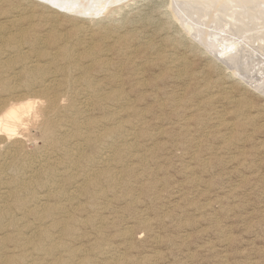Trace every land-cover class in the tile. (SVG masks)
<instances>
[{
	"label": "rangeland",
	"instance_id": "374dc122",
	"mask_svg": "<svg viewBox=\"0 0 264 264\" xmlns=\"http://www.w3.org/2000/svg\"><path fill=\"white\" fill-rule=\"evenodd\" d=\"M39 1L0 0V82L4 83L0 84V114L23 98L41 95L42 88L46 90L49 86V95L57 94L61 107V113L54 117L59 121L52 120V130L59 131V136L56 131L53 138L63 139L71 134L64 144L70 147L62 146L60 139L48 144L35 137L33 143L25 142L21 150L7 148L11 152L4 149L5 154L0 149V164L3 163L0 165V264H14L13 259L18 261L15 264H264V49H250L249 58L245 55L239 63L224 62L222 53L228 54L232 51L229 48L237 47L236 44L243 45L237 48H244L245 44L236 43L241 40L223 34L221 28L217 32L213 25L201 28L203 37L196 31L189 32L171 11L172 2L177 0H122L106 13L101 12L105 2L95 1L100 5L93 2L91 14L74 13V16L70 11L75 8L73 5L64 6V12ZM93 14L97 15L91 17ZM200 23L205 25L204 21ZM23 33L27 34L25 38ZM62 47L69 56L61 55ZM90 52L93 53L88 56ZM31 64L36 65L34 69ZM42 70L44 73L40 74ZM25 71L31 75L26 76ZM41 75L43 80H39ZM54 89L59 90L54 92ZM74 122L79 124L81 135ZM103 128L106 133L109 129L110 133L113 131V135L115 131L122 132L107 142L99 140V145L86 142L87 135L93 138L104 135ZM22 149L26 153L22 154ZM118 151L122 152L119 161L112 158ZM79 154L81 158L77 157ZM107 154L112 158L109 164L102 159ZM10 155H15L13 161ZM77 159L79 165H73ZM72 165L75 170L71 169ZM69 173H74L72 178ZM106 174L117 177L109 182ZM89 178H96L97 185L85 192ZM39 180L45 181V185ZM96 191L101 196L94 194Z\"/></svg>",
	"mask_w": 264,
	"mask_h": 264
},
{
	"label": "bare ground",
	"instance_id": "6f19581e",
	"mask_svg": "<svg viewBox=\"0 0 264 264\" xmlns=\"http://www.w3.org/2000/svg\"><path fill=\"white\" fill-rule=\"evenodd\" d=\"M38 1V0H37ZM41 2H43V3H46L47 5H52V6H55V8H58V10L59 9H61V10H59V11H62V9H64L63 7L64 6H67V5H73L74 7V9L73 10H70L71 12H73V16H74V13H76V14H80V15H87V14H89L88 12H90V14L92 13V11L94 10V9H92V6H93V2H95V1H103V2H105V5H103V7H102V9H101V12L102 13H106L108 10H110V7L111 6H113V4H115V3H119L120 1H122V0H75L74 2H72V0H40ZM39 1V2H40ZM124 1V0H123ZM133 1V0H132ZM25 2V1H24ZM172 1H170V3H171ZM93 3V4H92ZM97 2H95V4H96ZM101 3V2H100ZM33 5V4H32ZM98 5H100L99 3H97V6ZM122 4H119V6H121ZM48 7V6H47ZM51 7V6H50ZM49 8V7H48ZM52 8V7H51ZM70 8H71V6H70ZM69 8V9H70ZM95 8H96V6H95ZM124 8V7H123ZM168 8V7H167ZM171 8H172V13L174 14V16H175V18H177L180 22L182 21V26H183V24H185L186 25V27L189 29V32H192V31H196L199 35H200V37H201V35H202V37L204 36L202 33L203 32H200L202 29L201 28H203L204 27V29H205V27H208L207 25H213V27L217 30V32H219L218 30H219V28H221V30H223L225 33H223V34H229V35H231V37L234 39V38H238V39H240L241 41H237V39H236V43H242V44H245L244 45V48H237L239 45H241V44H236L234 41H233V43H235L236 44V46L237 47H231V48H229V49H231L232 51H230L228 54H227V51H225L224 53H222L223 55H224V59H223V61L224 62H226L225 60H227V61H229V62H234V61H236V62H242V60L245 58V55H247L246 57H248V52H249V50L251 49V50H255L256 49V47H259V50H261V49H264V0H177V1H174V2H172V4H171ZM121 9V8H120ZM75 10V11H74ZM66 10L64 9V12H65ZM70 11H67V12H70ZM99 11V10H98ZM119 11V10H118ZM46 12V11H45ZM54 12H55V10H54ZM67 12H66V14H67ZM70 12V13H71ZM96 12H97V9H96ZM169 12V11H168ZM31 13V12H30ZM52 13V12H51ZM101 13V14H102ZM48 15V14H47ZM50 15V14H49ZM97 14H93L92 16L91 15H88V16H91V17H93V16H96ZM107 15V14H106ZM111 15V14H110ZM172 16V15H171ZM56 17V16H55ZM77 17V16H76ZM80 17V16H79ZM90 17V18H91ZM14 18H15V16H14ZM89 18V17H88ZM89 18V19H90ZM87 19V18H86ZM92 19V18H91ZM95 19V18H94ZM12 20H14V19H12ZM95 21V20H94ZM202 22V21H204L205 22V25H201L202 23H200V25L202 26H200L199 25V22ZM96 22V21H95ZM94 22V23H95ZM100 22V21H99ZM177 22V21H176ZM204 24V23H203ZM30 25V24H29ZM54 27V26H53ZM120 27V26H119ZM181 27V26H180ZM185 27V26H184ZM210 27V26H209ZM213 27L211 26L210 28V30L212 31V29H213ZM84 28V27H83ZM67 29V28H66ZM181 29H183V27H181ZM188 29H184L185 30V32H188V31H186V30H188ZM207 29V31H208V28H206ZM215 29H213L214 30V32L216 33V31H215ZM134 30V29H133ZM209 30V31H210ZM25 31V30H24ZM65 31V30H64ZM208 31V32H209ZM210 31V32H211ZM75 32V31H74ZM112 32V31H111ZM206 32V30H204V33ZM208 32H206V33H208ZM213 32V31H212ZM211 32V33H212ZM197 33H195L196 35H197ZM49 34V33H48ZM57 34V33H56ZM209 34V33H208ZM220 34H221V32H220ZM219 34V36L218 37H220L221 35ZM152 35V34H151ZM207 35V34H206ZM211 35V34H210ZM218 35V34H217ZM227 35H225V40H226V36ZM3 36V35H2ZM19 36V35H18ZM21 36V35H20ZM25 36H27V34L26 33H23V35H22V37L23 38H25ZM112 36V35H111ZM190 36V35H189ZM188 36V37H189ZM209 36V35H208ZM212 36H213V34H212ZM223 36V35H222ZM222 36L220 37V38H222ZM12 37V36H11ZM44 37V36H43ZM193 37V35L191 36V38ZM211 37V36H210ZM232 38H230V39H232ZM9 39H10V37H9ZM8 39V40H9ZM103 39V38H102ZM189 39H190V37H189ZM188 39V40H189ZM210 39V38H209ZM216 39H219V38H216ZM1 40V39H0ZM35 40H37V39H35ZM42 40V39H41ZM198 40V39H197ZM3 41V40H2ZM43 41V40H42ZM108 41V40H107ZM139 41H141V40H139ZM227 41V40H226ZM229 41V40H228ZM45 42V41H44ZM66 42V41H65ZM75 41H73V43H74ZM106 42V41H105ZM216 42H217V40H216ZM1 43V42H0ZM36 43V42H35ZM42 43V42H41ZM71 43V42H70ZM140 43V42H139ZM146 43V42H145ZM220 43V42H219ZM222 43V42H221ZM220 43V44H221ZM227 43V42H226ZM229 43V42H228ZM231 43V42H230ZM43 44V43H42ZM65 44V43H64ZM75 44V43H74ZM184 44V43H183ZM223 44V43H222ZM221 44V45H222ZM67 45V44H66ZM87 45H88V43H87ZM231 45H233V44H230L229 46H231ZM37 46V45H36ZM68 46V45H67ZM66 46V47H67ZM137 46V45H136ZM146 46V45H145ZM241 46H243V45H241ZM26 47V46H25ZM40 47H42V46H40ZM44 47H45V45H44ZM90 47V46H89ZM223 47V46H222ZM14 48H15V46H14ZM58 48V47H57ZM68 48V47H67ZM70 48V47H69ZM68 48V49H69ZM228 48V47H227ZM21 49H23V48H21ZM72 49V48H71ZM70 49V50H71ZM74 49V48H73ZM92 49H93V47H92ZM106 49V48H105ZM143 49V48H142ZM40 50H42V49H40ZM61 50H64L63 52H62V56H69V52H68V50L64 47H62V49ZM85 50V49H84ZM217 50H219V49H217ZM224 50V49H223ZM15 51H16V49H15ZM34 51V50H33ZM90 51V50H89ZM220 51V50H219ZM229 51V50H228ZM255 51H257V50H255ZM255 51H253V52H255ZM16 52H18V51H16ZM46 52V51H45ZM55 52V51H54ZM72 52V51H71ZM88 52V51H87ZM218 52V51H217ZM251 52V51H250ZM249 52V54H251ZM261 52V51H260ZM259 52V54H261ZM19 53V52H18ZM51 53V52H50ZM72 53H74V52H72ZM78 53V52H77ZM93 53V52H92ZM92 53L90 52V54H88V56H90V55H92ZM100 53V52H99ZM256 53V52H255ZM105 54V53H104ZM149 54V53H148ZM172 54V53H171ZM254 53H252V55H253ZM258 54V55H259ZM11 55V54H10ZM53 55H55L54 53H53ZM101 55V54H100ZM209 55V54H208ZM251 55V56H252ZM263 55V54H262ZM19 56V55H18ZM21 56V55H20ZM49 56H51V54H49ZM48 56V57H49ZM75 56V55H74ZM78 56V55H77ZM173 56V55H172ZM176 56V55H175ZM215 56V55H214ZM217 56V55H216ZM257 56V55H256ZM260 56V55H259ZM5 57V56H4ZM3 57V58H4ZM12 57V56H11ZM73 57V56H72ZM79 57V56H78ZM149 57V56H148ZM181 57V56H180ZM180 57H178V58H180ZM252 57H254L255 58V56H252ZM8 58V57H7ZM37 58V57H36ZM70 58H71V54H70ZM102 58H105V57H102ZM107 58V57H106ZM105 58V59H106ZM177 58V57H176ZM249 58V57H248ZM248 58H246V59H248ZM251 58V57H250ZM261 58H262V56H261ZM25 59H29V56L28 55H25ZM49 59H51V58H49ZM54 59V58H53ZM53 59H51V60H53ZM107 59H109V58H107ZM252 59V58H251ZM258 59V58H257ZM7 60V59H6ZM13 60V59H12ZM37 60V59H36ZM54 60H56V59H54ZM69 59L67 58V60H66V62L68 61ZM77 60V59H76ZM76 60H74V61H76ZM175 60V59H174ZM258 60H260V59H258ZM21 61V60H20ZM35 61V60H34ZM245 61V60H244ZM247 61V60H246ZM262 61V60H261ZM26 62H28L27 60H26ZM77 62V61H76ZM154 62V61H153ZM175 62V61H174ZM223 62V63H224ZM236 62H235V64H236ZM256 62V61H255ZM258 62V61H257ZM262 62H264V61H262ZM4 62H2L1 63V66H2V64H3ZM9 63V62H8ZM11 63V62H10ZM9 63V64H10ZM43 63V62H42ZM42 63H41V65H42ZM47 63V62H46ZM45 63V64H46ZM68 63V62H67ZM66 63V64H67ZM108 63H109V61H108ZM245 63V62H244ZM244 63H242V66H243V64ZM248 63V65H249V62H247ZM25 64V63H24ZM27 64V63H26ZM49 64H50V62H49ZM90 64V63H89ZM172 64V63H171ZM229 64V63H228ZM4 65V64H3ZM5 65H6V63H5ZM30 65V64H29ZM29 65H28V67H29ZM37 65H39V64H37ZM41 65H39V66H41ZM69 65V64H68ZM75 65V64H74ZM163 65V64H162ZM224 65V64H223ZM226 65V64H225ZM240 65H241V63H240ZM7 66V65H6ZM11 66V65H10ZM26 66V65H25ZM31 66L33 67V69H34V66H36V65H34L33 66V64H31ZM43 66V65H42ZM49 66V65H48ZM47 66V67H48ZM79 66V65H78ZM167 66V65H166ZM165 66V67H166ZM177 66V65H176ZM236 66V65H235ZM246 66H247V64H246ZM9 67V66H8ZM19 67V66H18ZM38 67V66H37ZM47 67L45 68V69H47ZM69 67H71V66H69ZM170 67V66H169ZM175 67V66H174ZM225 67H227V66H225ZM230 67V66H229ZM16 68H17V66H16ZM30 68V67H29ZM42 68V67H41ZM58 68V67H57ZM63 68V66L61 67V69ZM73 68V67H72ZM75 68V67H74ZM228 68V67H227ZM226 68V69H227ZM232 67H230V69H231ZM237 68V67H236ZM240 68H242V67H240ZM247 68V67H246ZM253 68V67H252ZM6 69V68H5ZM25 69V68H24ZM32 69V68H31ZM44 69V68H43ZM51 69V68H50ZM56 69V68H55ZM59 69V68H58ZM64 69V68H63ZM77 69H79L80 70V67L79 68H77ZM174 69V68H173ZM176 69V68H175ZM4 70V69H3ZM26 70H27V67H26ZM29 70V69H28ZM39 70V69H38ZM70 70V69H69ZM176 70H179V68L178 69H176ZM236 70V69H235ZM235 70H233V71H235ZM244 70V69H243ZM248 70V69H247ZM20 71H22V70H20ZM33 71V70H32ZM239 71V70H238ZM1 72V71H0ZM26 72V71H25ZM34 72V71H33ZM36 72V71H35ZM47 72V71H46ZM45 72V73H46ZM63 72V71H62ZM88 72V71H87ZM236 72V71H235ZM7 72H5V74H6ZM18 73V72H17ZM23 73V72H22ZM44 72H43V70H42V72H40V74H43ZM49 73H51V72H49ZM68 73H69V71H68ZM71 73V72H70ZM69 73V74H70ZM140 73H141V71H140ZM234 73V72H233ZM239 73H241V71L239 72ZM238 73V74H239ZM14 74H16L15 72H14ZM20 74H21V72H20ZM26 74V76H29V75H31L30 74V72H26L25 73ZM54 74H55V71H54ZM68 74V75H69ZM80 74V73H79ZM178 74V73H177ZM236 74V73H235ZM242 74V73H241ZM1 76H2V74H0ZM7 75V74H6ZM18 75V74H17ZM16 75V76H17ZM39 75V74H38ZM51 75H53V74H51ZM246 75H247V73H246ZM8 76V75H7ZM47 76H49V75H47ZM76 76V75H75ZM121 76V75H120ZM237 76V75H236ZM248 76H250V75H248ZM4 77H6V76H4ZM36 77V76H35ZM34 77V78H35ZM41 77H42V75H41ZM53 77H55V76H53ZM87 77H89V76H87ZM201 77V76H200ZM241 77V76H240ZM239 77V78H240ZM11 78V77H10ZM17 78H19V76L17 77ZM242 79L243 78H245L244 76L243 77H241ZM240 78V79H241ZM263 78V77H262ZM2 79V78H1ZM12 79H13V77H12ZM32 79V78H31ZM44 79H46V78H44ZM67 79V78H66ZM80 79V78H79ZM86 79V78H85ZM239 79V80H240ZM248 79H249V77H248ZM3 80L4 79H2V82H3ZM7 80V79H6ZM39 80H43V77L42 78H40ZM55 80H57V78L55 79ZM72 80V79H71ZM28 81V80H27ZM30 81V80H29ZM62 81V80H61ZM60 81V82H61ZM67 81H68V79H67ZM120 81V80H119ZM146 81V80H145ZM242 81V80H241ZM250 81H252V80H250ZM249 81V82H250ZM7 81H5V84H9L8 82L6 83ZM9 82H11V81H9ZM24 82V81H23ZM49 82H50V80H49ZM86 82H88V81H86ZM144 82V81H143ZM245 82H247L248 83V81H246L245 80ZM40 83H42V82H40ZM59 83V82H58ZM75 83V82H74ZM256 83V82H255ZM0 84H4V83H1L0 82ZM13 84V83H12ZM14 84H16V83H14ZM13 84V85H14ZM53 84H55V83H53ZM64 84V83H63ZM66 84V83H65ZM38 85V84H37ZM48 85V84H47ZM51 85V84H50ZM70 85V84H69ZM252 85V84H251ZM261 85H263V84H261ZM5 86V85H4ZM7 86V85H6ZM5 86V87H6ZM34 86V85H33ZM46 85H43V87H45ZM58 86H59V84H58ZM57 86V87H58ZM71 86V85H70ZM70 86H67L68 88L70 87ZM81 86V85H80ZM187 86V85H186ZM253 86H256V85H253ZM257 86H259V85H257ZM13 87V86H12ZM15 87V86H14ZM41 87V86H40ZM48 87L49 86H46L45 88H47L46 90L44 89L43 90V88H42V90H41V95L40 94H38V96L36 97V96H34V95H36V94H34L33 95V93H32V95L34 96V98H29V99H24L23 98V100H20L19 98V100L20 101H18L17 103H14V104H11V105H9V106H7L6 108H4L3 109V112H2V114H0V149L1 150H4V149H9V148H14L15 150H18V149H20L21 150V148H22V146H23V144L25 143V142H27V141H29V140H31L30 142H32V140L33 139H36V138H40V139H42L45 143H48V144H52V143H55L56 141H58L59 139V142L61 143V145L63 146L64 144H66L65 142L67 141V139H68V137L71 135H68L67 136V138H63V139H61V138H59L58 136H59V134H58V132L59 131H57V133L56 134H58V136L57 135H55V136H57L55 139L53 138L54 137V134H55V132L52 130V127L54 128V126H52L51 124L53 123V122H56V120L55 119H58V118H55L54 119V117L58 114V113H61V112H59V108H61L60 107V103H59V99L58 98H56V95H53L52 94V96L51 95H49V93H48ZM65 87H66V85H65ZM66 87V88H67ZM72 87V86H71ZM17 88V87H16ZM54 88V87H53ZM63 88V87H62ZM87 88V87H86ZM123 88V87H122ZM255 88V87H254ZM4 89V88H3ZM9 89H11L10 87H9ZM13 89V88H12ZM19 89V88H18ZM32 89V88H31ZM57 89V88H56ZM56 89H54V92L56 91ZM82 89H83V87H82ZM84 89H85V87H84ZM111 89H113V88H111ZM258 89H259V87H258ZM262 89V88H261ZM6 90H8V89H6ZM6 90L4 91L5 93H7L6 92ZM14 90V89H13ZM40 90V89H39ZM59 90V89H58ZM58 90L56 91V92H58ZM66 90V89H65ZM18 91V90H17ZM36 92H39V91H37V90H35ZM51 92H52V88H51V90H50ZM79 91V90H78ZM90 91V90H89ZM92 91V90H91ZM10 92V91H9ZM14 92V91H13ZM65 92V91H64ZM63 91H62V94L64 93ZM77 92V91H76ZM117 92V91H116ZM264 92V91H263ZM262 92V93H263ZM72 93V92H71ZM91 93V92H90ZM100 93V92H99ZM98 92H97V94L98 95H100ZM206 93H208V92H206ZM259 93V92H258ZM21 94V93H20ZM51 94V93H50ZM61 94V95H62ZM66 94V93H65ZM64 94V95H65ZM67 94H68V92H67ZM66 94V95H67ZM95 94V93H94ZM118 95H119V93H117ZM214 94V93H213ZM24 95L25 94H23V97H24ZM27 95V94H26ZM31 95V94H30ZM40 95V96H39ZM77 95H79V94H77ZM88 95H89V93H88ZM215 95V94H214ZM55 96V97H54ZM60 96V95H59ZM68 96V95H67ZM69 96H71V94L69 95ZM74 96V95H73ZM82 96V95H81ZM97 96V95H96ZM106 96H108V94L106 95ZM15 97V96H14ZM19 97V96H18ZM64 97V96H63ZM66 97V96H65ZM114 97V96H113ZM118 97V96H117ZM129 97V96H128ZM212 97V96H211ZM6 98V97H5ZM89 98V97H88ZM131 98V97H130ZM14 98L12 97V100H13ZM17 99V98H16ZM69 99V98H68ZM72 99V98H71ZM71 99H69V100H71ZM6 100V99H5ZM8 100H9V98H8ZM75 100V99H74ZM85 100V99H84ZM116 100V99H115ZM14 101V100H13ZM13 101H12V103H13ZM72 101V100H71ZM4 101L2 100V103H3ZM15 102V101H14ZM75 103H76V100L74 101ZM86 102V101H85ZM125 102V101H124ZM1 103V105H3V104H5L6 103V101H5V103H3L2 104ZM77 104V103H76ZM126 104H127V102H126ZM69 105V104H68ZM86 105H87V102H86ZM124 105V104H123ZM109 106V105H108ZM62 107H64V106H62ZM75 107V106H74ZM73 107V108H74ZM102 107V106H101ZM1 108H3V107H1ZM68 108V107H67ZM71 108V107H70ZM72 108V109H73ZM77 108V107H76ZM79 108V107H78ZM105 108V107H104ZM80 109V108H79ZM85 109H89V108H85ZM121 109H122V107H121ZM62 110V109H61ZM77 110V109H76ZM113 110V109H112ZM2 111V110H1ZM0 111V112H1ZM63 111V110H62ZM65 111H67V110H65ZM81 111V110H80ZM83 111V110H82ZM111 111V110H110ZM118 111H120V109L118 110ZM71 112H73L72 110H71ZM89 112V111H88ZM126 112V111H125ZM67 113V112H66ZM95 113V112H94ZM107 113H109V112H107ZM117 113V112H116ZM72 114V113H71ZM70 113H69V116L71 115ZM82 114V113H81ZM96 114V113H95ZM94 114V115H95ZM60 115V114H59ZM87 115V114H86ZM93 115V114H92ZM108 115H110V114H108ZM116 115V114H115ZM62 116V115H61ZM79 116H80V114H79ZM96 116V115H95ZM186 116V115H185ZM59 117V116H58ZM64 117V116H63ZM63 117H61V118H63ZM66 117V116H65ZM64 117V118H65ZM107 117V116H106ZM109 117H111L112 118V116H109ZM68 117H66V119H67ZM70 118V117H69ZM127 118V117H126ZM142 118V117H141ZM65 119V120H66ZM113 119V118H112ZM115 119V118H114ZM52 120H53V122H52ZM88 120V119H87ZM104 120V119H103ZM109 120V119H108ZM117 120V119H116ZM58 121H59V119H58ZM89 121V120H88ZM90 121H92V120H90ZM94 121H95V119H94ZM102 121V120H101ZM106 122H108L107 120H105ZM113 121H115V120H113ZM67 122V121H66ZM76 122V121H75ZM74 122V123H75ZM78 122H80V121H78ZM83 122H85V120L83 121ZM96 122V121H95ZM104 122V121H103ZM116 122V121H115ZM114 122V123H115ZM117 122H118V120H117ZM184 122V121H183ZM62 123V122H61ZM70 123H71V121H70ZM88 123V122H87ZM91 123V122H90ZM98 123V122H97ZM120 123H121V121H120ZM129 123V122H128ZM55 124V123H54ZM59 124V123H58ZM67 124V123H66ZM81 124V123H80ZM113 124V123H112ZM123 124V123H122ZM224 124V123H223ZM233 124V123H232ZM69 125V124H68ZM75 125V127H77L76 128V130H77V132H78V130L79 129H81L80 127H79V124L78 123H75L74 124ZM82 125H83V123H82ZM91 125H92V123H91ZM97 125V124H96ZM99 125V124H98ZM97 125V126H98ZM105 125V124H104ZM107 125V124H106ZM115 125V124H114ZM133 125V124H132ZM59 126H60V124H59ZM66 126V125H65ZM64 126V127H65ZM90 126V125H89ZM89 126H87V128L89 127ZM95 126V125H94ZM101 126H102V124H101ZM118 126V125H117ZM120 126V125H119ZM122 126H125V125H122ZM229 126V125H228ZM227 126V127H228ZM57 127V126H56ZM67 127H69V126H67ZM86 127V126H85ZM96 127V126H95ZM99 127V126H98ZM104 127V126H103ZM109 127V126H108ZM115 127V126H114ZM121 127V126H120ZM120 127H118V129H120ZM230 127V126H229ZM59 128V127H58ZM90 128H92V127H90ZM105 128V127H104ZM103 128V129H104ZM116 128V127H115ZM115 128H113V129H115ZM134 128V127H133ZM62 129H63V127H62ZM73 129H75V128H73ZM83 129H84V127H83ZM86 129V128H85ZM94 129H96V128H94ZM98 129V128H97ZM99 129H102V128H99ZM106 129V128H105ZM105 129H104V132H105ZM107 129H109V128H107ZM117 129V128H116ZM123 128H121L120 130H122ZM230 129V128H229ZM72 130V129H71ZM87 130V129H86ZM91 130H93V129H91ZM90 130V131H91ZM126 130V129H125ZM147 130H148V128H147ZM209 130V129H208ZM66 131V130H65ZM64 131V133H66ZM80 131V130H79ZM87 131H89V130H87ZM94 131V130H93ZM97 131V130H96ZM109 131V133H106L107 135H105V133H104V135H96V137L98 136V138H93L91 135H87V137L85 136V140H86V142H88V143H93V142H97L98 143V145L99 144H101V142L99 143L98 141L99 140H104V142L107 140V139H109L110 137H112V136H116L118 133H120L121 134V132L122 131H119V132H117L116 133V131H115V135H113V133L111 132L110 133V129L108 130ZM128 131V130H127ZM126 131V132H127ZM143 131V130H142ZM149 131V130H148ZM147 131V132H148ZM228 131V130H227ZM60 132H62L61 130H60ZM71 132V131H70ZM76 131H74V133H75ZM81 132L82 131H80V135H81ZM124 132V131H123ZM132 132H134V131H132ZM63 133V132H62ZM73 133V134H74ZM128 133V132H127ZM146 133V132H145ZM151 132H149V134H150ZM67 134H69V131H68V133ZM78 135H79V133H77ZM83 134H85V133H83ZM87 134V133H86ZM90 134V133H89ZM97 134V133H96ZM111 134V136H109ZM124 134V133H123ZM137 134V133H136ZM154 134V133H153ZM80 135H79V137H80ZM93 135V134H92ZM132 135V134H131ZM155 135V134H154ZM63 136V135H62ZM75 136H76V134H75ZM84 136H82V137H84ZM109 136V137H108ZM135 136V135H134ZM36 137V138H35ZM81 137V138H82ZM92 137V138H91ZM107 137V138H106ZM118 137V136H117ZM124 137V135H122V138ZM130 137V136H129ZM72 138H74V135H73V137ZM76 138V137H75ZM78 138V137H77ZM104 138V139H103ZM106 138V139H105ZM130 138H133V137H130ZM129 138V139H130ZM84 139V138H83ZM82 139V140H83ZM118 139H119V137H118ZM148 139V138H147ZM77 140H79V139H77ZM81 140V139H80ZM155 140V139H154ZM76 141V140H75ZM84 141V140H83ZM132 141V140H131ZM156 141H158V140H156ZM156 141H154V142H156ZM198 141V140H197ZM30 142H28V143H30ZM39 142V141H38ZM69 142V141H68ZM67 142V143H68ZM107 142V141H106ZM134 142H136V141H134ZM33 143V142H32ZM35 143V142H34ZM41 143V142H40ZM71 143V142H70ZM88 143H86L88 146H89V144ZM96 143V144H97ZM103 143V142H102ZM115 143V142H114ZM133 143V142H132ZM132 143H130V144H132ZM157 143V142H156ZM69 144V143H68ZM77 144V143H76ZM80 144V143H79ZM81 144H83V143H81ZM86 144L84 145V146H86ZM95 144V145H96ZM107 144V143H106ZM135 144V143H134ZM162 144V143H161ZM59 145V144H58ZM98 145H96V146H98ZM112 145V144H111ZM177 145V144H176ZM27 146V145H26ZM25 146V147H26ZM38 146V145H37ZM43 146V145H42ZM47 146H49V145H47ZM65 146V145H64ZM67 146H69V145H66L65 147H67ZM73 146V145H72ZM75 146V145H74ZM81 146V145H80ZM105 146H107V145H105ZM137 146V145H136ZM39 147V146H38ZM54 147V146H53ZM70 147V146H69ZM78 147V146H77ZM94 147V146H93ZM132 147V146H131ZM45 148V147H44ZM48 148V147H47ZM51 148V147H50ZM80 148V147H79ZM82 148V147H81ZM80 148V149H81ZM108 148H110L109 146H108ZM134 148V147H133ZM8 149H7V151H8ZM34 149V148H33ZM41 149V148H40ZM39 149V150H40ZM52 149V148H51ZM60 149L61 150H63L61 147H60ZM71 149V148H70ZM73 150H74V148H72ZM83 149V148H82ZM86 149V148H85ZM19 150V151H20ZM43 150V149H42ZM47 150H49V149H47ZM64 150H66V149H64ZM63 150V151H64ZM72 150V151H73ZM77 150H79V149H77ZM84 150V149H83ZM98 150V149H97ZM104 150V149H103ZM112 150H113V148H112ZM112 150H108L109 152L110 151H112ZM136 150V149H135ZM170 150V149H169ZM10 151V150H9ZM8 151V152H9ZM12 151H14V150H12ZM22 151H23V149H22ZM35 151H37V150H35ZM44 151H45V149H44ZM53 151H56V150H53ZM59 151V150H58ZM69 151V150H68ZM101 151V150H100ZM99 151V152H100ZM165 151V150H164ZM4 152H5V154H6V150H4ZM11 152V151H10ZM15 152V151H14ZM29 152V151H28ZM41 152V151H40ZM39 152V154L38 155H40L41 153ZM74 152V151H73ZM76 153H77V151H75ZM80 152V151H79ZM114 152V151H113ZM115 152H116V150H115ZM114 152V153H115ZM125 152H127V151H125ZM136 152V151H135ZM153 152V151H152ZM163 152V151H162ZM167 152V151H166ZM196 152V151H195ZM24 153H26V152H22V154H24ZM61 153V152H60ZM60 153H58V154H60ZM70 151L68 152V154L70 155ZM75 153V154H76ZM105 153V152H104ZM112 153V152H111ZM8 154H14V153H8ZM7 154V155H8ZM20 154H21V152H20ZM19 154V157L21 156ZM33 154V153H32ZM43 154V153H42ZM41 154V155H42ZM45 154V153H44ZM53 154V153H52ZM65 154H67V152L65 153ZM80 154H82V153H80ZM79 154V156H77L78 158H81V155ZM106 154V153H105ZM196 154V153H195ZM198 154V153H197ZM18 155V154H17ZM54 155H55V153H54ZM88 155V154H87ZM100 155V154H99ZM104 155V154H103ZM114 155V157H112V158H114V160H118L119 161V158H121L122 156V152L120 153L119 151L116 153V154H113ZM141 155H143L142 153H141ZM2 156V155H1ZM6 156V155H5ZM4 156V157H5ZM11 156V155H10ZM13 156H15V155H13ZM13 156H11V160L12 159H14V158H12ZM24 156V155H23ZM37 156V155H36ZM43 156V155H42ZM61 156V155H60ZM65 156V155H64ZM63 156V157H64ZM90 156H91V154H90ZM125 156H127L126 154H125ZM131 156V155H130ZM130 156L128 155V157L130 158ZM7 157V159L9 160V158H8V156H6ZM5 157V158H6ZM18 157V156H17ZM18 157V158H19ZM31 157H33V155H31ZM53 157V156H52ZM55 157H57V156H55ZM71 157V156H70ZM89 157V156H88ZM132 157V156H131ZM21 158H22V156H21ZM65 158V157H64ZM63 158V159H64ZM67 158V157H66ZM75 158V157H74ZM93 158V157H92ZM100 158H101V156H100ZM112 158H111V156H109L108 154L106 155V156H103V160H104V162H106V163H111L112 162ZM118 158V159H117ZM146 158V157H145ZM190 158V157H189ZM188 158V159H189ZM192 158V157H191ZM2 159V158H1ZM17 158H15V160H16ZM23 159V158H22ZM40 159H42V158H40ZM84 159V158H83ZM82 159V160H83ZM128 159V158H127ZM144 159V158H143ZM196 159V158H195ZM26 160V159H25ZM35 160V159H34ZM45 159H43V161H44ZM49 160V159H48ZM54 160V159H53ZM57 160V159H56ZM66 160V159H65ZM90 160V159H89ZM4 161H5V159H4ZM3 161V162H4ZM13 161V160H12ZM17 161V160H16ZM30 161H32L31 159H30ZM29 161V162H30ZM36 161H38L37 160V158H36ZM42 161V162H43ZM61 161V160H60ZM84 161H85V159H84ZM84 161H82V162H84ZM95 161H97V160H95ZM126 161V160H125ZM1 162V161H0ZM8 162V161H7ZM6 162V163H7ZM46 162V161H45ZM55 162V161H54ZM78 159L76 160V161H73V165H79L78 164ZM87 162V161H86ZM90 162H91V160H90ZM89 162V163H90ZM114 162V161H113ZM121 162V161H120ZM119 162V163H120ZM5 163V162H4ZM8 163H10V162H8ZM13 163V162H12ZM18 163H19V161H18ZM17 163V164H18ZM28 163V162H27ZM38 163V162H37ZM63 163H64V161H63ZM67 163V162H66ZM71 163V162H70ZM69 163V164H70ZM88 163V162H87ZM87 163H85V164H87ZM93 163H96V162H94L93 161ZM101 163V162H100ZM121 163H124L123 161L121 162ZM1 164H3V163H1ZM0 164V165H1ZM11 164V163H10ZM9 164V165H10ZM15 164V163H14ZM24 164V163H23ZM31 164V163H30ZM47 164H50V163H47ZM56 164V163H55ZM57 164H59L58 162H57ZM68 164V163H67ZM72 164V163H71ZM92 164V163H91ZM133 164V163H132ZM8 164H7V166H9ZM16 165V164H15ZM15 165H14V168H16L15 167ZM33 165V164H32ZM36 165V164H35ZM44 165H46V164H44ZM60 165V164H59ZM73 165L72 166H70L71 167V169L73 168ZM82 164H80V166H81ZM107 165V164H106ZM112 165V164H111ZM113 165H117V163L116 164H113ZM189 165V164H188ZM187 165V166H188ZM43 166V165H42ZM50 166H51V164H50ZM55 166V165H54ZM79 166V167H80ZM82 166H84V165H82ZM87 166V165H86ZM85 166V167H86ZM89 167H90V165H88ZM93 166V165H92ZM125 166V165H124ZM10 167V166H9ZM8 167V168H9ZM24 167H26V166H24ZM29 167V166H28ZM35 167V166H34ZM33 167V168H34ZM45 167V166H44ZM47 167H49V165L47 166ZM52 167V166H51ZM50 167V168H51ZM75 167V166H74ZM107 167V166H106ZM205 167V166H204ZM30 169L32 168L31 166L29 167ZM40 168H41V166H40ZM59 169H61L60 168V166L58 167ZM76 168V167H75ZM84 168V167H83ZM104 168V167H103ZM119 168V167H118ZM191 168V167H190ZM5 169V168H4ZM26 169V168H25ZM39 169V168H38ZM38 169H37V171H38ZM45 169V168H44ZM57 169V168H56ZM70 169V170H71ZM74 169V168H73ZM72 169V170H73ZM120 169H121V167H120ZM41 170V169H40ZM52 170V169H51ZM54 170V169H53ZM66 170H67V168H66ZM75 170V169H74ZM79 170V169H78ZM111 169H109V171H110ZM112 170H113V168H112ZM5 171V170H4ZM12 171V170H11ZM31 171V170H30ZM65 171V170H64ZM89 171V170H88ZM108 171V172H109ZM116 171V170H115ZM7 172V171H6ZM56 172V171H55ZM114 172V171H113ZM9 173V172H8ZM23 173H24V171H23ZM39 173V172H38ZM38 173H37V175H38ZM41 173V172H40ZM47 173V172H46ZM45 173V170H44V174H46ZM48 173H49V171H48ZM54 173V172H53ZM57 173V172H56ZM64 174L65 173H67V171L66 172H63ZM71 173V172H70ZM69 173V174H70ZM74 173H76V172H74ZM73 173V174H74ZM99 173V172H98ZM97 173V174H98ZM34 174H36L35 173V171H34ZM33 174V175H34ZM43 174V173H42ZM52 173L50 172V175H51ZM64 174H62L61 173V175H64ZM72 174V175H73ZM85 174H86V172H85ZM100 174V173H99ZM120 174V173H119ZM193 174V173H192ZM15 175V174H14ZM47 175V174H46ZM46 175L44 176V175H42V176H44V178L46 177ZM52 175H54V174H52ZM57 175V174H56ZM60 175V174H59ZM71 175V174H70ZM72 175H71V178H72ZM89 175V174H88ZM87 175V176H88ZM91 175H93V174H91ZM27 176H31V175H27ZM48 176H49V174H48ZM65 176V175H64ZM63 176V177H64ZM75 176H76V174H75ZM78 176V175H77ZM76 176V177H77ZM84 176V175H83ZM82 176V177H83ZM87 176H86V178H87ZM94 176H95V174H94ZM98 176V175H97ZM26 177V176H25ZM38 177V176H37ZM55 177V179L58 177H56L55 175L53 176V178ZM60 177V176H59ZM66 177V176H65ZM74 177V176H73ZM85 177V176H84ZM115 177H117L116 175L114 176L113 174H106L105 175V178L107 179V180H109V182H113L114 181V178ZM119 177V176H118ZM17 178V177H16ZM15 178V179H16ZM20 178H22V176L20 177ZM20 178H18V179H20ZM50 178V177H49ZM61 179H62V177H60ZM78 178H79V176H78ZM103 178V175H102V177H101V179ZM104 178V179H105ZM120 178V177H119ZM14 179V178H13ZM57 179H59V178H57ZM65 179V178H64ZM67 179V178H66ZM80 179V178H79ZM83 179V178H82ZM33 180V179H32ZM48 180H50V179H48ZM54 180V179H53ZM60 180V179H59ZM59 180H57V181H59ZM85 180V179H84ZM89 180V183H88V187L85 189L84 188V191L85 192H88L89 191V189L90 188H92L93 186H95V185H97L96 183H97V179L96 178H89L88 179ZM11 181H12V179H11ZM14 181V180H13ZM39 181H41V180H39ZM51 181V180H50ZM49 181V182H50ZM72 181V180H71ZM70 181V182H71ZM75 181V180H74ZM76 181H78V180H76ZM75 181V182H76ZM80 181V180H79ZM10 182V181H9ZM16 182H18V181H16ZM15 182V183H16ZM25 182V180L23 181V183ZM34 182H37V180H35ZM41 182H43V181H41ZM45 182V181H44ZM43 182V183H44ZM47 182V181H46ZM63 182V181H62ZM66 182H68V181H66ZM70 182H68V183H70ZM4 183H5V181H4ZM22 182H20V184H21ZM22 183V184H23ZM31 183V182H30ZM51 183V182H50ZM53 183V182H52ZM117 183V182H116ZM118 183H120V182H118ZM117 183V184H118ZM13 184V183H12ZM18 184V183H17ZM28 184V183H27ZM54 184V183H53ZM53 184L51 185V186H53ZM61 184V183H60ZM67 184V183H66ZM65 184V185H66ZM74 184V183H73ZM81 184V182L79 183V185ZM84 184V186H85V183H83ZM82 184V185H83ZM105 184V183H104ZM24 185V184H23ZM32 185V184H31ZM44 185H45V183H44ZM62 185V184H61ZM78 184H77V186L78 187H80L81 188V186H79ZM5 186V185H4ZM7 186V185H6ZM14 186V185H13ZM17 186V185H16ZM50 186V187H51ZM57 186V185H56ZM75 186V185H74ZM2 187V186H1ZM19 187V186H18ZM24 187H25V185H24ZM37 187V186H36ZM43 187V186H42ZM47 187V186H46ZM76 187V186H75ZM97 188H98V186H96ZM103 187V186H102ZM101 187V188H102ZM22 188V187H21ZM30 188H32V187H30ZM43 188H45V187H43ZM62 188V187H61ZM67 188V187H66ZM66 188H65V190H66ZM69 188V187H68ZM71 188V187H70ZM72 188H74V187H72ZM77 188V187H76ZM78 189V188H77ZM82 189V188H81ZM134 189V188H133ZM11 190V189H10ZM16 190V189H15ZM56 190H57V187H56ZM59 190V189H58ZM57 190V191H58ZM64 190V191H65ZM101 190V189H100ZM109 190V189H108ZM115 190V189H114ZM12 191V190H11ZM48 191V190H47ZM53 191V190H52ZM68 191V190H67ZM80 191V190H79ZM123 191V190H122ZM7 192V191H6ZM49 192V191H48ZM54 192V191H53ZM71 192H73V191H71ZM70 192V193H71ZM102 192V191H101ZM28 193H30L29 191H28ZM33 193V192H32ZM36 193V192H35ZM52 193V192H51ZM76 193V192H75ZM100 193V192H99ZM99 193H97V191H96V193H94V194H99ZM139 193V192H138ZM43 194V193H42ZM58 194L59 195H61L62 194V192H58ZM79 194V193H78ZM77 194V195H78ZM85 194V193H84ZM103 194V193H102ZM21 195V194H20ZM30 195V194H29ZM32 195V194H31ZM35 195V194H34ZM38 195H40V194H38ZM100 196H101V194H99ZM42 196H44V195H42ZM63 196V195H62ZM80 196V195H79ZM102 196H104V195H102ZM1 197V196H0ZM35 197H37V196H35ZM41 197V196H40ZM46 197V196H45ZM107 197V196H106ZM134 196H132L131 195V199L133 198ZM23 198V197H22ZM33 198H34V196H33ZM39 198V197H38ZM70 199H72L71 197H69ZM75 198V197H74ZM83 197L81 196V199H82ZM40 199V198H39ZM41 199L42 200H44L42 197H41ZM64 199V198H63ZM68 199V198H67ZM70 199H69V201H70ZM80 199V198H79ZM108 199V198H107ZM34 200V199H33ZM78 200V199H77ZM133 200V199H132ZM0 201H2V200H0ZM28 201V200H27ZM59 201V200H58ZM79 201V200H78ZM107 201V200H106ZM36 202V201H35ZM40 202V201H39ZM38 202V203H39ZM60 202V201H59ZM74 202H75V200H74ZM73 202V203H74ZM81 202V201H80ZM83 202V201H82ZM87 202V201H86ZM1 203V202H0ZM37 203V202H36ZM56 203V202H55ZM73 203H71V204H73ZM28 204V203H27ZM58 204V203H57ZM67 204H68V202H67ZM76 204H78V203H76ZM81 204V203H80ZM83 204V203H82ZM2 205V204H1ZM29 205H30V203H29ZM33 205V204H32ZM40 205H42V204H40ZM56 205V204H55ZM85 205H87L86 203H85ZM91 205V204H90ZM4 206V205H3ZM34 206V205H33ZM52 206H53V204H52ZM64 206H65V204H64ZM108 206V205H107ZM5 207V206H4ZM30 207V206H29ZM45 207V206H44ZM70 207V206H69ZM74 207H75V204H74ZM90 207V206H89ZM104 207H105V204H104ZM54 208V207H53ZM52 208V209H53ZM71 208H73V207H71ZM75 208H77V207H75ZM98 208V207H97ZM57 209V208H56ZM59 209V208H58ZM60 209H63V208H61L60 207ZM65 209V208H64ZM70 209V208H69ZM81 209V208H80ZM82 209H83V207H82ZM91 210L92 209H94V207L93 208H90ZM41 210V209H40ZM74 210V209H73ZM1 211V210H0ZM74 211H76V210H74ZM99 211V210H98ZM102 211H103V209H102ZM30 212V211H29ZM52 212V211H51ZM51 212H49V213H51ZM60 212V211H59ZM77 212V211H76ZM80 212V211H79ZM62 213H63V211H62ZM65 213V212H64ZM101 213V212H100ZM68 214V213H67ZM81 214V213H80ZM42 216V215H41ZM147 216V215H146ZM1 217V216H0ZM43 217V216H42ZM21 218V217H20ZM23 218V217H22ZM48 218V217H47ZM18 219V218H17ZM16 219V220H17ZM97 219V218H96ZM29 220V219H28ZM47 220V219H46ZM82 219H80L79 221H81ZM90 220V219H89ZM145 220V219H144ZM143 220V221H144ZM40 221H41V219H40ZM101 221V220H100ZM99 221V222H100ZM30 222V221H29ZM45 222V221H44ZM83 222V221H82ZM147 222V221H146ZM43 223V222H42ZM67 223H68V221H67ZM81 223V222H80ZM95 223V222H94ZM40 224V223H39ZM44 224V223H43ZM42 224V225H43ZM78 224V223H77ZM83 224V223H82ZM85 224V223H84ZM55 225V224H54ZM59 225V224H58ZM79 225V224H78ZM24 226V225H23ZM83 226V225H82ZM39 227V226H38ZM53 227V226H52ZM51 228V227H50ZM54 229L56 230V227H54ZM53 229V230H54ZM129 229V228H128ZM52 230V231H53ZM80 230V229H79ZM97 230V229H96ZM125 230V229H124ZM130 231V230H129ZM32 232H34V231H32ZM55 232V231H54ZM74 232V231H73ZM124 232V231H123ZM79 233V232H78ZM55 234V233H54ZM96 234V233H95ZM59 235V234H58ZM79 235V234H78ZM24 236V235H23ZM26 236V235H25ZM36 236V235H35ZM43 236V235H42ZM45 236V235H44ZM43 236V237H44ZM49 236V235H48ZM75 236V235H74ZM100 236V235H99ZM31 237V236H30ZM50 237V236H49ZM49 237H48V239H49ZM69 237V236H68ZM21 238H22V236H21ZM51 238V237H50ZM65 238H67V237H65ZM76 238V237H75ZM31 239V238H30ZM52 240V239H51ZM50 240V241H51ZM67 240H70V239H67ZM32 241V240H31ZM30 241V242H31ZM49 241V240H48ZM80 241V240H79ZM33 242V241H32ZM67 242V241H66ZM50 243V242H49ZM56 243H58V241L56 242ZM26 244V243H25ZM42 244V243H41ZM45 244V243H44ZM55 245V244H54ZM38 247H40L39 246V244L37 245ZM44 246V245H43ZM56 246V245H55ZM70 246V245H69ZM37 247V248H38ZM43 248V247H42ZM47 248V247H46ZM106 248V247H105ZM108 248V247H107ZM69 249V248H68ZM94 249V248H93ZM35 250V249H34ZM42 250V249H41ZM107 250V249H106ZM87 252H88V250H86ZM25 252V251H24ZM27 252H29V251H27ZM41 252V251H40ZM92 252V251H91ZM29 253H32V252H29ZM39 253V252H38ZM42 253V252H41ZM51 253V252H50ZM62 253V252H61ZM80 253V252H79ZM82 253V252H81ZM111 253V252H110ZM40 254V253H39ZM87 254V253H86ZM68 255V254H67ZM80 255V254H79ZM70 256V255H69ZM24 257H26V254H24ZM47 257V256H46ZM106 257V256H105ZM114 257V256H113ZM36 258V257H35ZM42 258V257H41ZM52 258V257H51ZM121 258V257H120ZM108 259V258H107ZM109 260V259H108ZM3 261H4V259H3ZM75 261V260H74ZM77 261V260H76ZM18 261H16L15 259H13L12 260V263H17ZM44 262V261H43ZM31 263V262H30ZM50 263V262H49Z\"/></svg>",
	"mask_w": 264,
	"mask_h": 264
}]
</instances>
